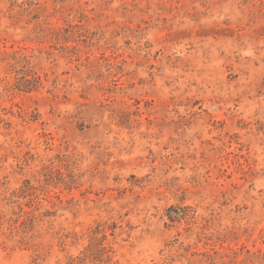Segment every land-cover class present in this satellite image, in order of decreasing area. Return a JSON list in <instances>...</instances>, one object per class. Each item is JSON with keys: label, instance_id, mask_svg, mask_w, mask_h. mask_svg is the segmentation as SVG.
I'll use <instances>...</instances> for the list:
<instances>
[{"label": "rangeland", "instance_id": "rangeland-1", "mask_svg": "<svg viewBox=\"0 0 264 264\" xmlns=\"http://www.w3.org/2000/svg\"><path fill=\"white\" fill-rule=\"evenodd\" d=\"M0 264H264V0H0Z\"/></svg>", "mask_w": 264, "mask_h": 264}]
</instances>
